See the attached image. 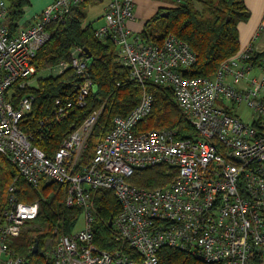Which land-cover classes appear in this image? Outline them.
<instances>
[{
    "label": "built area",
    "instance_id": "built-area-1",
    "mask_svg": "<svg viewBox=\"0 0 264 264\" xmlns=\"http://www.w3.org/2000/svg\"><path fill=\"white\" fill-rule=\"evenodd\" d=\"M90 2L106 3L96 37L117 46L134 80L173 89L194 138L180 139L168 130L136 133L152 112L153 97L147 93L127 117L115 119L86 168L80 157L100 111L73 130L53 157L20 129L34 97L16 100L14 89L26 88L36 76V54L49 39L46 26ZM135 5L136 0H53L33 25L11 36L3 25L7 6L0 0V153L35 187L43 179L66 186V207L80 206L84 214V229L56 236L47 257L51 264H136L94 243L91 192L106 189L121 204L113 226L142 264H160L162 248L185 251L207 264H264V53L249 47L225 60L212 79L187 77L196 61L191 48L173 37L159 44L142 41V32L130 28ZM72 56L56 72L73 69L85 77L78 97L85 106L92 89L89 59L82 49ZM67 114L59 108L57 121ZM162 165L176 171L170 185L148 190L129 183L137 171ZM9 192L0 264H27L8 242L38 218L39 205L18 202L14 187Z\"/></svg>",
    "mask_w": 264,
    "mask_h": 264
},
{
    "label": "trees",
    "instance_id": "trees-1",
    "mask_svg": "<svg viewBox=\"0 0 264 264\" xmlns=\"http://www.w3.org/2000/svg\"><path fill=\"white\" fill-rule=\"evenodd\" d=\"M7 6L3 25L11 36L21 28L33 25L28 11L31 0H3ZM53 1V0H52ZM168 17L161 18L160 12L145 24L141 40L162 43L169 37L188 45L196 57L193 66L185 76L212 79L220 65L240 51L238 25L249 18L245 0H178L177 7L167 10ZM40 15V14H39ZM38 15V16H39ZM84 7H77L61 21L46 26L47 42L38 50L35 58L37 75L47 72L38 79L37 86L14 89L16 100L33 96L30 111L23 114L20 129L30 136L34 146L48 157H53L62 142L94 112L100 115L82 156V166L88 167L95 155V149L114 127L116 118L127 117L147 93L153 97L151 114L136 127V133L152 130L174 131L180 139H191L196 132L187 115L177 103L172 88L152 83L141 84L131 77L130 69L122 63L121 55L111 40L96 37ZM34 19V18H33ZM159 22L157 30L153 24ZM87 50L89 59L88 76L92 89L85 98V106L78 103L79 87L85 77L73 69L57 73L62 62L70 63L72 53ZM85 52V51H84ZM68 104L71 105L70 108ZM68 109V114L57 121L59 108ZM176 171L166 165L137 171L129 183L138 188L153 190L173 183ZM18 202L39 205L38 218L32 228L11 239L8 245L27 264H51L34 246L41 247L54 228L71 236L76 233L83 218L80 206L66 207L67 188L43 179L35 187L21 176L18 168L9 158L0 153V227L4 225V212L10 203V188ZM91 210L94 217L93 233L95 245L109 253L120 251L141 263L140 255L132 250L109 222L121 212V204L114 192L106 189L91 192ZM85 223V220H84ZM34 224V225H33ZM34 227V228H33ZM160 264H207L185 251L162 248L158 252Z\"/></svg>",
    "mask_w": 264,
    "mask_h": 264
},
{
    "label": "crops",
    "instance_id": "crops-1",
    "mask_svg": "<svg viewBox=\"0 0 264 264\" xmlns=\"http://www.w3.org/2000/svg\"><path fill=\"white\" fill-rule=\"evenodd\" d=\"M51 2L52 0H31L33 7L28 11V16H31L29 20L35 23L39 12ZM245 5L249 18L238 25L240 51L252 47L255 51L264 53V0H245ZM176 7L174 0H136V18L130 28L135 33L143 32L145 24L157 14Z\"/></svg>",
    "mask_w": 264,
    "mask_h": 264
},
{
    "label": "rangeland",
    "instance_id": "rangeland-1",
    "mask_svg": "<svg viewBox=\"0 0 264 264\" xmlns=\"http://www.w3.org/2000/svg\"><path fill=\"white\" fill-rule=\"evenodd\" d=\"M174 2L176 5L177 4L176 0H174ZM105 4L106 3L90 2L84 6V8L87 10V13H88V18H87L86 24H91L93 28H98L102 24V16L104 15V12H105ZM42 11L43 10H41L39 13H41ZM159 26H160L159 22H155L153 24V28L155 30H157L159 28ZM47 74H48L47 72H40L38 75L36 74V76L30 81V84H32V86L36 87L38 79L45 77V75H47ZM81 157H82V154H81ZM81 157H80V159H81ZM80 162H82V159L80 160ZM48 182H50V181H48ZM35 204H37V203H35ZM33 222L34 221L26 224V226H24V228H23L22 233L26 232L28 229L32 228V225H30V224ZM84 227H85V223H84V220L82 218L78 224L77 230H82V229H84ZM61 234H63V233L60 230H58L57 228H54L52 231V235L50 237H46L44 240V244H42L41 247H38V250L40 251V253H42V255L45 257V259H48L47 253L51 249L52 244L55 243L56 236H60ZM48 261H49V259H48Z\"/></svg>",
    "mask_w": 264,
    "mask_h": 264
},
{
    "label": "water",
    "instance_id": "water-1",
    "mask_svg": "<svg viewBox=\"0 0 264 264\" xmlns=\"http://www.w3.org/2000/svg\"><path fill=\"white\" fill-rule=\"evenodd\" d=\"M160 17H161V18H166V17H168V11L162 13V14L160 15ZM84 51H85V53L87 54L88 58L90 59V58H91V55L88 53L87 50H84ZM109 226H110V227L113 226V219L110 220V222H109ZM37 251H38V244H37V240H36V244H35V246H34V252H37Z\"/></svg>",
    "mask_w": 264,
    "mask_h": 264
}]
</instances>
